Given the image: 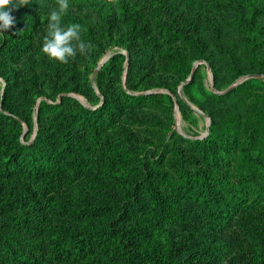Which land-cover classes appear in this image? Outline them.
<instances>
[{
    "label": "trees",
    "instance_id": "trees-1",
    "mask_svg": "<svg viewBox=\"0 0 264 264\" xmlns=\"http://www.w3.org/2000/svg\"><path fill=\"white\" fill-rule=\"evenodd\" d=\"M144 1L158 37L131 47L138 39L132 33L126 47L129 69L137 70L134 64L141 60L160 75L170 73V84L156 79L157 87L168 92L134 94L115 85L120 79L112 85L114 65L108 60L97 76L103 102L95 108L74 96H62L57 103L41 101L39 128L31 142L21 125L31 126V111H20L17 119L9 110L16 96L34 103L44 86H51L47 88L53 95L68 90L63 77L74 78L72 58L59 64L39 52L38 72L28 79L21 73L5 77L8 66L32 50L40 51L42 43L34 41L35 15L47 5L27 21L25 5L11 13L14 25L0 38V77L5 82L0 86V217L8 228L0 229V264H264V0L247 2V9L226 0L234 10L229 24L244 46L242 59L234 49L217 48L215 53L195 37L164 29L160 19L171 0ZM80 4L94 13L99 28L98 38L90 43L95 60L112 44L122 22H128L131 32L135 27L136 14L122 12L118 19L112 6L98 5V0H69V8ZM74 20L68 10L62 23ZM184 49L194 52L190 58L208 62L215 86L222 74L237 84L227 93H213L197 69L183 86L200 110L203 100L238 107L231 113L219 107L210 115L207 136L197 139L172 130V92L192 69ZM249 74L263 77L244 79ZM82 92L100 102L89 81ZM155 106L160 107L165 132L156 135L155 147L150 141L145 144L143 158L132 159L117 140L123 135L120 124L135 110ZM179 110L185 116L189 108L179 103ZM95 164L102 172L100 191L110 196L61 202L63 193ZM45 211H53L62 222L47 219ZM86 221L98 222L100 228L88 232L70 226Z\"/></svg>",
    "mask_w": 264,
    "mask_h": 264
},
{
    "label": "rangeland",
    "instance_id": "rangeland-1",
    "mask_svg": "<svg viewBox=\"0 0 264 264\" xmlns=\"http://www.w3.org/2000/svg\"><path fill=\"white\" fill-rule=\"evenodd\" d=\"M52 1L53 0H30V3L25 5V8L29 11V15L26 17L25 21L31 19L33 14L38 12L40 9H43V4L44 6L47 5L45 12H40L38 15H35L38 26L35 33V44L42 43L43 36L45 35V26L47 24V15L49 14L51 8L55 6ZM232 1L237 6H241L242 9H247V7H245L247 6V2L257 4L259 1L262 2L263 0ZM171 2V8L166 10V13L162 14L160 19V23L164 29H167L171 33L178 32L180 34L184 33L188 36L195 37L206 46L208 51L216 53L215 50L217 48H226L227 50L234 49L237 58H243L244 46L240 42L241 35L229 24V22L233 20L232 13L234 10L233 6L229 4L228 1L191 0L190 2L179 3V0H171ZM100 4H102V0H98V5ZM112 9L118 19L121 18L120 13L122 12H125L127 15L136 14L135 27L131 32V28L128 27V22H122L121 29L115 32V39L112 40V44L106 48L105 53L97 60H95L94 56H92L93 47L86 55H80L78 53L71 62V72L74 73V78H66V76L63 77V81L68 83V90L63 91L58 95H53L52 90L47 88L51 86L40 87L41 89L38 88L40 89L38 94H43H36L33 98L34 103L29 100L22 99L21 96H16V99L13 102V108L9 111L15 118H17L19 112H23L24 109H29L31 111V126L28 128L24 123H21L22 128L24 129V135L27 134L29 142L35 138L39 128L36 113L41 101H54L57 103L61 101L60 99L62 96H74L83 105L95 108L103 102V97L100 96V92H98L97 76L100 74V71L108 60H112L111 62L114 65V74H112L113 79L111 81L112 85L120 79V84L115 83V85H120L121 89L134 94L168 92L167 89L161 90L157 87L158 82L156 79L157 77L164 78L166 82L170 84V76H172L170 73L163 71V75H160V70L153 69L151 66H142L141 60L134 64L137 70L131 71L129 69V56L126 47L127 43L131 39L132 33L136 35L138 39L131 44V47H133V45L138 47L142 46L143 41H156V37H158L153 25H151L153 22L149 15V5L144 0H115V6H112ZM69 12L75 17L74 23H78L82 26L83 30L81 32V39L85 43L90 44L92 43L91 41L98 38L99 28L97 26L94 13L82 8V4L76 7H70ZM260 23L264 24V16L260 18ZM68 24L62 23L64 26ZM168 46L173 47L174 44L171 43ZM183 51L189 53L187 57H195L193 55L194 52H190L191 50L184 49ZM39 52V49L32 50L28 53L30 54V59H28V54H26V56H24V58H22L17 64L8 66V68L4 71L5 77L7 74L21 73L24 75L25 79H28L33 73L38 72L41 64V57L38 55ZM122 58L124 59L122 60ZM190 61L192 64L191 72L193 69L194 72L199 69V72L204 80V86L207 90L220 94L237 85L231 84L228 77L225 74H222L217 81V86H215L208 62L205 60H195V58H190ZM124 64L125 68L123 69ZM133 72H135V74ZM249 75H245L244 79H246L245 77ZM253 76V78L263 77L259 75ZM37 77L40 78L38 75ZM189 77L190 75L186 80L180 82L176 90L171 88L172 91L174 90L172 92V97L175 104L173 108L175 120L172 130L184 137L197 139L207 136L210 126V115L219 107L221 110L228 113L236 112L238 107L227 103L214 104L208 100H203L202 103L204 110H200L197 105L190 101L188 93L183 91V86L187 84L186 81ZM3 78L0 77V86L2 89L5 85ZM87 81L91 83L94 91H96L101 98L98 104L94 99L90 98V96L82 92L84 91V85ZM39 82L41 83L42 80ZM34 85H28L27 87L32 88ZM171 86L173 87V84H171ZM75 89L81 92H76ZM194 92H196V90H194ZM200 94L201 92L191 94V97L194 95L198 97ZM179 103L181 105H186L189 108V111L185 114V116L182 115L179 110ZM159 108L160 107L155 106L145 108L140 111L137 109L132 115L126 116L120 124L122 126L123 135L117 136V140L132 159L139 160L143 158L145 144L150 141L149 145L151 147H155V145L151 144H156V135L161 136L165 132V121L161 119L162 117L159 113ZM158 119H160L161 122H159ZM101 174V169L96 164L93 165L83 174L80 180L75 182V184H72V186L68 188L65 193H63V198H61L60 201L65 202L67 199H71L72 197L83 199L84 201L90 198V200L96 201L103 197H109V193L100 191V185H103ZM78 191L83 192V194L81 195ZM0 194L3 195L2 188L0 190ZM15 194H17V192H15ZM44 214L47 219L51 218L53 220H57L58 222H62V220H60L61 217L59 215L55 217L53 211H45ZM64 219L66 220L67 218ZM3 225L4 219L0 217V229L2 231L7 230V226ZM70 226L88 232L100 228L98 222L90 221L72 222V225ZM224 236H228L229 239L230 235L225 234ZM228 261L229 260H219L217 261V264H250L249 262L239 260H234V262L231 263H228Z\"/></svg>",
    "mask_w": 264,
    "mask_h": 264
},
{
    "label": "clouds",
    "instance_id": "clouds-1",
    "mask_svg": "<svg viewBox=\"0 0 264 264\" xmlns=\"http://www.w3.org/2000/svg\"><path fill=\"white\" fill-rule=\"evenodd\" d=\"M29 3L30 0H0V38L14 25L15 17L11 13ZM102 4L115 6V0H102ZM69 6V0H55V6L47 15L45 35L40 47V53L44 57L59 64H67L69 59H74L78 53L86 55L92 48L91 44L81 39L83 29L80 24L62 25Z\"/></svg>",
    "mask_w": 264,
    "mask_h": 264
},
{
    "label": "water",
    "instance_id": "water-1",
    "mask_svg": "<svg viewBox=\"0 0 264 264\" xmlns=\"http://www.w3.org/2000/svg\"><path fill=\"white\" fill-rule=\"evenodd\" d=\"M193 73H194V69L192 70V72H191V74H190V77H189V79L186 81V83H188V82L191 80ZM253 77H254L253 75H249V76H247V77H245V78H246V79H250V78H253ZM234 87H236V85L233 86L232 88L228 89L226 92L230 91V90L233 89ZM226 92H224V93H226ZM224 93H220V94H224Z\"/></svg>",
    "mask_w": 264,
    "mask_h": 264
}]
</instances>
